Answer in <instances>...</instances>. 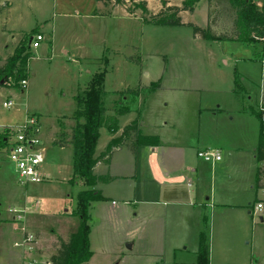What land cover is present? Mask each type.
Here are the masks:
<instances>
[{
    "label": "rangeland",
    "instance_id": "1",
    "mask_svg": "<svg viewBox=\"0 0 264 264\" xmlns=\"http://www.w3.org/2000/svg\"><path fill=\"white\" fill-rule=\"evenodd\" d=\"M142 1L132 0L118 6L112 0H107L106 4L97 0L17 1L14 40L28 38L33 31L44 32L50 40L30 50L27 88L23 90L20 82L16 84L13 80L0 91V122L10 121L13 116L16 119L18 115L19 119L23 118L22 122L32 117L39 119L44 127L42 169L50 179L40 185H22L6 150L0 153V256L5 251H21L13 246L20 238L11 223L17 220H12L13 216H25L16 223L38 230L44 242L53 232L66 233L71 222L81 223L77 216L71 215L83 190L70 186L75 170L73 149L59 148L53 142L59 136L60 127L63 128L61 133L68 134L69 128L75 126V121L71 120L77 109L75 97L97 74H105L103 104L107 119L100 128L96 155L106 149L114 135L107 128V121L116 110L132 111L119 118L120 127L139 120L143 135H160L182 146L189 145L199 135L204 139L211 137L214 132L234 147L253 141L260 124L258 120L263 122L259 106L264 105V40L255 43L203 41L194 36L190 26L156 25L150 16V22L143 21L144 14L137 7ZM168 1L169 6L183 8L185 0ZM232 3L233 0H201L192 10L184 12L183 22H193L203 29L211 26L212 34L234 39L236 9ZM147 5L153 13L161 8L155 0H148ZM172 13L164 11L159 15L167 17ZM8 100L14 107H3ZM216 109L220 111L217 119L210 115ZM228 158L227 169L234 171L236 178L216 180L213 212L206 213L208 227L220 221L221 203H244V198L250 194L236 189L239 182H243V170L247 167L235 161V156ZM144 169L139 162L137 180H142ZM102 172L100 168L97 174ZM134 178L125 185L134 184ZM74 182L80 181L75 179ZM219 182L233 191L225 193L227 188L219 187ZM96 208L99 212L91 211L93 224L90 225L94 227L93 242L101 249L97 262L155 263L154 259H133L123 228L117 229L115 219L110 220L111 225L104 221L102 227L98 226V219L107 220V214ZM263 211L254 217L260 228H264L260 220L264 217ZM233 227V233L226 238L235 249V224ZM38 237L33 236L36 240ZM262 245L259 257L264 263V229ZM116 250L121 251L117 256L112 252ZM29 255L23 258L26 263L44 261Z\"/></svg>",
    "mask_w": 264,
    "mask_h": 264
},
{
    "label": "crops",
    "instance_id": "2",
    "mask_svg": "<svg viewBox=\"0 0 264 264\" xmlns=\"http://www.w3.org/2000/svg\"><path fill=\"white\" fill-rule=\"evenodd\" d=\"M17 1L0 0V71L6 65L8 58L14 55L23 40L20 38L17 41L14 40L15 26H17L14 12L16 10L15 6H18L16 4L18 3ZM146 1L148 2V0ZM147 8L150 15H157L161 11L162 6L157 13L151 12L149 6ZM184 12L179 15L182 22L185 15ZM70 16L74 15H67V17ZM189 23L198 26L193 22ZM35 32L43 35L45 40L49 42L50 39L44 32ZM26 34L29 33L26 32ZM34 34L32 38L37 35ZM3 87L1 84L0 91ZM129 112L132 111H115V115L119 113L117 115L118 126L119 118ZM219 112L216 109L210 115L217 119L220 115ZM17 113L16 115H18ZM18 116L16 119H13L14 116L11 119L9 118L10 121L6 119L8 124L6 122L3 123L1 120L0 132L5 127L22 125L23 118L19 119ZM258 121L260 124L258 131L254 134L253 141H245L237 147L227 144L221 139V136L218 137L219 134L214 132L213 136L206 139L199 135V137H196L197 139L191 140L189 145L186 146L173 143L167 138L163 139L160 135L147 134L144 136L158 137L157 146L139 147L134 154L130 150L129 152L126 146L116 149L109 164L99 163L95 167L94 173L98 178L108 175L112 180L107 183L100 181L96 185L95 189L102 194V201L92 203L90 213L93 209L97 210L98 208L96 207H99L104 214H107V220L103 217L98 219V226L101 225V227L104 225V221H108L107 224L111 225L112 219L116 220L117 229L123 228L125 243H127V249L132 253L133 259H154V264H158V262H160L159 264H197L200 234L206 227L204 220H206L207 225L206 213L209 211L210 213L213 212L215 182L221 179L231 180L236 178V173L227 169L229 163L226 162L227 157H229L228 159H233L235 156V161L243 162L247 167L243 170L245 175L243 182H239L236 189H242L244 192H250V194L244 198V203H221L219 206L221 207L220 209H223V212L221 213L220 221L216 225L212 222L211 227H206L210 251L209 264H264L259 257L263 246L262 232L264 228H260L254 218L255 214L260 212L257 210L258 204H262L264 210V178L261 181L262 188L258 189L256 183L258 169L264 166V162L260 163L257 158L262 126L261 121ZM131 122L133 120L128 122V124ZM139 124L141 131L142 124L140 122ZM126 126H119L118 132L113 133L114 135H112L110 140L120 137ZM42 128L44 129L43 125ZM73 128H69V133L65 134V132L61 133L63 128L60 127L59 136L54 140L53 144L63 149L72 148L69 142L71 141ZM55 142L62 145L55 144ZM208 151L219 152L221 160L209 164L198 156L200 153ZM139 162H141V166L145 167L142 180L136 179ZM100 168L103 169V172L97 174ZM232 168L235 169L234 166ZM227 170L228 172L224 174ZM132 172H135V175H132ZM133 178L134 184L126 186L125 183ZM76 183V185L70 184V186L82 187L79 190H85L86 187L82 182ZM221 186L222 188L226 187L225 184L219 182V187ZM224 191L225 193H231L233 190L227 188ZM109 203L111 207L107 206ZM95 204L96 207L94 206ZM76 210L71 214L73 217L76 216L74 215ZM97 211L99 212V210ZM11 219L15 220L16 216ZM260 220L264 225V217H260ZM121 221H124L123 224L119 223ZM11 223L15 227L14 232H17L20 237L14 242L13 246L21 251H5L0 256V264H33L31 261H28V263L23 261V258L30 256L29 254L44 260L42 264H49L51 257L56 254L57 247L55 244L58 242V238L64 241L69 240L68 238L79 226L75 221L71 222L66 233L58 234L53 232L51 238L44 242L41 234L35 228H29L27 224L21 222L16 223L15 221L13 223L11 221ZM90 224H93L92 216ZM234 224L235 244L237 245L235 249L229 245L226 238L233 233ZM95 227H97V221H95ZM255 229L257 230L255 231ZM93 233L94 227L91 226L89 239L93 255L85 264L101 263V260L97 262L101 249L97 244H94ZM35 235H39L37 240L33 238ZM216 235L218 236L217 238ZM29 237H32V242L26 241ZM136 248L137 251L134 253ZM112 252L116 256L121 253L120 250ZM121 262L122 260L118 261L119 264Z\"/></svg>",
    "mask_w": 264,
    "mask_h": 264
},
{
    "label": "trees",
    "instance_id": "3",
    "mask_svg": "<svg viewBox=\"0 0 264 264\" xmlns=\"http://www.w3.org/2000/svg\"><path fill=\"white\" fill-rule=\"evenodd\" d=\"M104 4L107 0H97ZM114 5H125L132 0H112ZM135 1V0H133ZM158 1L162 9L157 15H150L146 0L138 4V9L144 14L142 19L145 22H150V17L155 20L154 24L162 26H190L193 29L195 37L203 41H218L219 42H241V43H255L256 41L264 40V7L258 8L252 0H233L232 5L236 9L235 29L236 36L234 39L222 38L212 34L211 26L203 29L193 24H185L181 20L180 13L190 11L194 5L201 0H185L183 8L176 6H169L168 0ZM130 11V10H129ZM164 11H172L173 13L167 17H161ZM131 12V11H130ZM132 13V12H131ZM149 14V15H147ZM163 15V14H162ZM150 16V17H149ZM33 32L28 38L17 47L14 55L8 58L6 65L0 71V86L12 84L15 80L19 84L21 80H26L29 71L27 64L30 60V42ZM26 68V70H25ZM105 74H97L90 82L89 86L75 97L77 109L72 118L75 121V126L71 131V141L69 142L73 149V168L74 178L70 183H75L78 179L86 187L85 190L79 193L78 204L75 215L80 222L75 232L64 241L58 238L55 244L57 251L55 256L51 257L49 264H85L87 263L93 252L90 249V233H91V216L90 207L92 203L102 201V194L96 190V185L101 182H109L112 180L110 176L98 178L95 173V167L99 163L109 164L116 149L126 146L130 148L132 153H135L137 148L144 146H157L158 137L144 136L140 131V124L138 120H134L128 124L122 131L120 137L114 138L110 141L106 149L96 156V148L100 138V128L106 122V110L103 104ZM153 85L159 86L158 83ZM119 114V113H118ZM117 114V115H118ZM117 115L108 119L107 128L111 133H117L119 130ZM260 119V118H259ZM261 131L259 136V146L257 158L260 163L264 162V123L261 122ZM10 127H5L0 132V153H3L11 138ZM55 144L62 145L55 142ZM65 145V144H64ZM264 178V166L260 167L257 172V188H262L261 181ZM206 226V220H204ZM207 227V226H206ZM200 234V244L197 264H209V244L207 239V228Z\"/></svg>",
    "mask_w": 264,
    "mask_h": 264
},
{
    "label": "built area",
    "instance_id": "4",
    "mask_svg": "<svg viewBox=\"0 0 264 264\" xmlns=\"http://www.w3.org/2000/svg\"><path fill=\"white\" fill-rule=\"evenodd\" d=\"M258 8L264 7V0H252ZM45 38L41 34H37L30 42V48H38ZM22 89L28 86L27 79L20 81ZM22 90V91H23ZM4 108L10 109L14 107L12 101L3 104ZM259 113L264 123V105L260 104ZM12 136L9 139L6 152L10 162L14 165L18 175L19 182L24 185L42 184L48 182L50 175L43 171L42 166L45 163V149L42 140V125L39 119L34 117L28 118L22 125L10 127ZM207 163H214L221 160V155L216 151L202 152L198 155ZM263 205L258 204L257 210L263 211ZM14 213H16L14 211ZM24 216L17 215L16 221H21ZM32 238V237H31ZM30 237L26 240L32 242ZM31 264V263H30Z\"/></svg>",
    "mask_w": 264,
    "mask_h": 264
},
{
    "label": "water",
    "instance_id": "5",
    "mask_svg": "<svg viewBox=\"0 0 264 264\" xmlns=\"http://www.w3.org/2000/svg\"><path fill=\"white\" fill-rule=\"evenodd\" d=\"M1 84H3V81L1 82Z\"/></svg>",
    "mask_w": 264,
    "mask_h": 264
}]
</instances>
